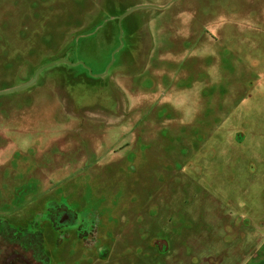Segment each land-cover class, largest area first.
Masks as SVG:
<instances>
[{
  "label": "rangeland",
  "instance_id": "rangeland-1",
  "mask_svg": "<svg viewBox=\"0 0 264 264\" xmlns=\"http://www.w3.org/2000/svg\"><path fill=\"white\" fill-rule=\"evenodd\" d=\"M171 1L0 0V92L48 57L70 62L94 22L102 41L100 80L59 66L0 97V234L42 236L43 264H264V0H178L112 22ZM59 202L77 227L52 231ZM155 231L173 234L169 251Z\"/></svg>",
  "mask_w": 264,
  "mask_h": 264
},
{
  "label": "flooded vegetation",
  "instance_id": "flooded-vegetation-1",
  "mask_svg": "<svg viewBox=\"0 0 264 264\" xmlns=\"http://www.w3.org/2000/svg\"><path fill=\"white\" fill-rule=\"evenodd\" d=\"M125 18L122 19L121 24H122V22H123V20ZM112 22H116V23L119 24V19L118 20H113ZM107 23L108 22H105V25L104 26H106ZM96 24H98V22H94L91 26L94 27ZM92 27L89 28V29H87L86 31H84L83 33H81V34H79L77 36L79 38L78 39V42L80 40H82L83 42H87V45L86 46H84L82 49L78 47L77 50H72L70 47H66L65 48V50L67 52V55L70 56V58H71V61L70 62L67 61V62H69L71 64H77V66H70V65H66V64H59V65H55V66H53L51 68L59 67V66H66V67H69V68L73 69V68H78L79 67V69L86 71L92 79H94V80H100L99 78L103 77L102 74L96 75V76L93 75V72H92L93 69L89 65V63L100 64V61H101L100 60V53L102 51V48H101L102 41H100V40H97L95 42L92 41V37H93L92 32H91L92 31ZM122 35H123V32H122ZM82 36H83V38H81ZM111 37H113V31L112 30L109 32V34L107 36L105 35V37H103L102 40L105 41V43H108V39L111 38ZM120 40H121V44H123V42H122V36H121V39ZM132 50L133 51L135 50V47L134 46L132 47ZM149 56H150V54H149ZM55 57H52V58H49L48 57L47 58V61L44 64H41L37 69H35V71H36L35 72V75L42 68H44L47 65H50L49 63L53 64V63L58 62L57 60H59V59L54 60ZM114 58H115V56H114ZM61 61H64V60H61ZM111 61H112V58H111ZM114 62H115V60H114ZM48 69H50V68H48ZM48 69H45V70H48ZM45 70H43L38 75L37 81H38L40 75ZM73 72L74 71L71 72L72 77L74 75ZM35 75L33 76V79H34ZM81 76L82 75H80L79 77H81ZM32 80H30L28 83H30ZM69 80L73 83L72 78L69 79ZM37 81L29 89L33 88L37 84ZM28 83L23 84V85H27ZM50 83H52V84L55 85V82H54V80H52L51 77H50ZM73 86L74 85L72 84V86L69 88V94L68 95L70 97H76L75 94L72 92L73 91ZM14 88H16V87H14ZM10 89H12V88H10ZM29 89H27V90H29ZM18 93H20V92H18ZM13 94H16V93H13ZM9 95H11V94H9ZM0 97H2V96H0ZM57 102H61V104H62V101L60 99ZM67 102L68 101H64L65 106H67ZM72 111H73V109H72ZM61 112H62V110H61ZM146 134L149 136V130H146L145 135ZM51 204H49L50 209H49V213H48V217L47 218L49 219L48 221H49V223L52 226V231L56 232L57 230H60L61 228H64V227L74 228V227H77L80 224L79 217L77 215H73L72 213H70L69 209L67 207L63 206L62 203L59 202V203H51ZM34 224L32 226L33 227H36L37 224L36 225H34ZM26 232H27V229H24L23 232H21L19 235H16V236H14L13 234L10 233V235L12 237H16V238L12 239V238H10L8 236L9 233L7 232L6 229H4V230L1 231V234H0V264H4L6 262V260L13 253H15V254H18V253L23 254L28 259V261L30 263H22L20 261H14V263H11V264H43V263L46 262L45 261V257L48 256V255L45 254V253H42V246H43V238H42V236L39 237V242L38 243H36V242H29L28 243V242H26L25 237L23 238V236L26 235ZM32 232H39V231L38 230H33ZM39 234H40V232H39ZM153 236H156V237H154L153 242L151 241V244H153L155 246H157V244H159V245L160 244H164L165 245V249H167V251H169L170 241H169V244H168L167 242H165L161 238L163 236H167V240H169V239H171L173 237V234L172 233H167V232H164L163 233L161 231H155L154 234H153ZM138 237H139L140 244L138 246H134V247H136L139 250V252H140L139 255L140 256L135 255V254H132V256H134V258H136L137 256L138 257H142L141 254H142L143 248H145V247L148 248L147 243H145V239H146L145 235H142V236H139L138 235ZM102 241H103V239H102ZM118 242L119 241H117L116 244ZM162 250H164V248L160 250L161 253H163ZM17 257L19 258V256H17ZM99 258H97V259H99ZM147 259L149 261L151 260L149 258H147ZM148 264H150V263H148Z\"/></svg>",
  "mask_w": 264,
  "mask_h": 264
},
{
  "label": "water",
  "instance_id": "water-1",
  "mask_svg": "<svg viewBox=\"0 0 264 264\" xmlns=\"http://www.w3.org/2000/svg\"><path fill=\"white\" fill-rule=\"evenodd\" d=\"M176 1H178V0H173V1H171L167 6H165V7H163V8L155 7V6H150V5H141V6L135 7V8H133V9L129 10L128 12H126L123 16H121V17L119 18V26L121 27V21H122V19L125 18V17H127L128 15H130V14L133 13V12H136V11H139V10H146V9L165 10V9L169 8L172 4H174ZM120 33H121V34H120V39H121L122 31H121ZM121 47H122V44H121ZM121 47H120L117 51H119V50L121 49ZM117 51H116V52H117ZM116 52H115V53H116ZM115 53H114V54H115ZM114 54H113V56H112L111 65H112L113 62H114ZM59 64H66V65H70V66H77V64H71V63H69V62H67V61H58V62H56V63L50 64V65H47V66H45L44 68H42L39 72H37V74L35 75L34 79H33L30 83H28L27 85H23V86H20V87H16V88H12V89H8V90L1 91V92H0V96H5V95L13 94V93H18V92H22V91H25V90L29 89L31 86H33V85L36 83L37 78H38V75H39L43 70L48 69V68H51V67H53V66H55V65H59ZM105 75H106V73H104L102 76H105ZM166 251H167V249H165V248H164V250H162L163 253L166 252ZM17 256H19V258H18ZM14 261H20V262H22V263H30V262L28 261V259H27L23 254H20V253L15 254V253H13V254H12V255L6 260V262H5L4 264H11V263H14Z\"/></svg>",
  "mask_w": 264,
  "mask_h": 264
},
{
  "label": "bare ground",
  "instance_id": "bare-ground-1",
  "mask_svg": "<svg viewBox=\"0 0 264 264\" xmlns=\"http://www.w3.org/2000/svg\"><path fill=\"white\" fill-rule=\"evenodd\" d=\"M92 117H94L97 120L102 119L106 121L108 124H113L115 119L117 118V116L114 114L109 117H105L104 114H100V113H94Z\"/></svg>",
  "mask_w": 264,
  "mask_h": 264
},
{
  "label": "trees",
  "instance_id": "trees-1",
  "mask_svg": "<svg viewBox=\"0 0 264 264\" xmlns=\"http://www.w3.org/2000/svg\"><path fill=\"white\" fill-rule=\"evenodd\" d=\"M151 215H152V214H151ZM181 224H182V223H179V224H175V225H174L172 219H171V221H170L169 223H167L169 229L178 228V227L181 226ZM180 228H182V227H180ZM185 229L188 230L189 227H187V228L185 227ZM151 249H152V246H151Z\"/></svg>",
  "mask_w": 264,
  "mask_h": 264
},
{
  "label": "crops",
  "instance_id": "crops-1",
  "mask_svg": "<svg viewBox=\"0 0 264 264\" xmlns=\"http://www.w3.org/2000/svg\"><path fill=\"white\" fill-rule=\"evenodd\" d=\"M262 252H264V245H263V247L261 248V254H262Z\"/></svg>",
  "mask_w": 264,
  "mask_h": 264
}]
</instances>
